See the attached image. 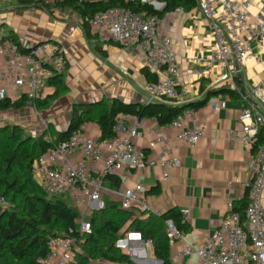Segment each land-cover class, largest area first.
Wrapping results in <instances>:
<instances>
[{"label": "built area", "instance_id": "built-area-1", "mask_svg": "<svg viewBox=\"0 0 264 264\" xmlns=\"http://www.w3.org/2000/svg\"><path fill=\"white\" fill-rule=\"evenodd\" d=\"M202 15L211 23L214 43L209 57L192 56L191 75L201 76L203 66L214 64L227 66L234 57L240 69L250 60L260 63L254 54L253 45L264 48V4L257 14L250 8L253 0H197ZM181 10V9H180ZM100 43H112L123 48H138L147 61V67L156 76V82L145 88L148 102L180 105L181 91L177 87V55L170 39L160 40L157 36L160 18L155 15L137 14L130 10L112 8L86 20ZM67 60L63 48L55 43L42 42L23 53L15 44L0 45V101H18L23 96L28 100L38 99V91L48 86L50 80L63 75ZM238 70H229L221 76L220 82H230L231 89L240 97L239 122L242 125L241 141L246 148H252L259 129L264 130V80L261 85L244 87L241 92L234 83L233 75ZM212 87V86H211ZM208 105L224 109L225 101L212 97ZM196 121V111L186 109L166 128L174 129L180 144L196 145L204 136L206 128L196 124L186 127V121ZM114 137L102 143L86 132V125L40 156L32 167L35 180L43 186L49 196L73 194L75 207L80 211L77 221L79 239L92 234V228L85 217L104 208V179L125 169L143 171L159 169L160 179L169 180V170L179 168L181 159L170 146L162 127L154 129V141L149 148L161 147L155 157H149L140 150L136 141L143 137L146 118L120 115L116 120ZM51 141V137H46ZM80 158L74 163V158ZM252 180L248 182V203L242 213L236 211L234 203H228L225 217L215 232L199 249L184 242L171 220L165 222L167 237L171 243L183 241L181 257H196L194 264H264V146L260 147L256 159L251 163ZM125 211H135L160 216L148 203L144 184L134 187L120 186L113 191ZM0 205L6 206L3 199ZM189 210L181 211L183 222L189 221ZM128 234V233H127ZM142 241L151 247L150 241ZM128 240H119L116 247L128 251ZM78 239L53 238L49 241V254L39 264H74L78 251Z\"/></svg>", "mask_w": 264, "mask_h": 264}, {"label": "crops", "instance_id": "crops-1", "mask_svg": "<svg viewBox=\"0 0 264 264\" xmlns=\"http://www.w3.org/2000/svg\"><path fill=\"white\" fill-rule=\"evenodd\" d=\"M143 2L158 11L164 8L157 0ZM262 4L264 0H253L251 14H257ZM10 33H14L17 42L28 50L40 42H50L60 45L66 56L67 69L63 74V83L68 91L47 109L33 115V119L28 118L26 122L35 133L44 125L51 126L59 133L66 131L72 118V108L77 104L113 99L125 104L149 103L145 88L150 82L142 73V70L148 69L144 53L135 47L123 48L108 42L101 44L107 52V59L103 60L95 53L93 42L85 36L80 18L75 14L57 11L51 16L46 11L24 7L18 0H0V45L8 42ZM157 36L160 40L172 41L177 55V87L182 93V106L200 101L204 96L200 92L201 87L212 88L230 69L238 70L232 78L240 81L243 88L261 85L264 80V48L256 44L253 45V51L260 57V63L250 60L238 69L235 58L230 57L227 66H203L201 76L191 75V57H209L214 43L211 23L202 15L199 7L190 11L178 9L166 14L160 19ZM55 91L54 87L45 86L38 91V99L45 100ZM218 98L226 102L224 109H215L208 104L195 106L196 121H186L187 128L193 129L196 124L206 128L203 138L196 145L178 143L177 132L162 127L173 153L181 159L179 168L169 170L168 181L160 179L159 169H125L116 173L122 179V186L130 188L143 183L147 201L155 210L164 214L171 209L179 213L188 209L190 231L183 235V240L196 250L215 232L226 215L228 203L241 206L248 198L247 184L253 177L251 163L258 153L246 148L241 141L240 98L229 95ZM158 127L153 120H147L143 137L136 141L137 147L149 157H155L161 150V147L149 148L154 141L153 131ZM86 132L97 140L99 128L96 124H86ZM80 161L78 157L73 159L74 163ZM114 190L105 184L104 201L105 198L118 200ZM74 193L69 191L65 195L75 206ZM120 239L128 240L129 247L125 253L130 256L132 263L158 264L152 246L148 247L135 233L123 234ZM184 242L171 244L173 264L196 263V257L180 256Z\"/></svg>", "mask_w": 264, "mask_h": 264}, {"label": "trees", "instance_id": "trees-1", "mask_svg": "<svg viewBox=\"0 0 264 264\" xmlns=\"http://www.w3.org/2000/svg\"><path fill=\"white\" fill-rule=\"evenodd\" d=\"M164 5L160 11L141 0H18L19 4L46 11L54 16L57 11H68L80 18L85 36L93 42V49L103 60L107 59V52L103 49L97 36L93 33L86 20L96 14L112 8L130 10L137 14L155 15L163 18L166 14L178 9L190 11L198 7L197 0H157ZM8 41L15 44L23 53L28 49L22 47L14 35H8ZM142 73L150 83L156 82V77L148 69ZM239 90L243 86L237 79L233 80ZM48 86L56 89L55 93L45 100H28L22 97L18 101L4 99L0 101V112L21 110L30 104L42 111L52 102L67 93L68 88L63 83V75L50 80ZM203 98L191 105H174L161 102H150L147 105L125 104L118 99L103 100L97 103L77 104L72 108V118L67 131L49 134L46 132L33 139L23 137L21 129L14 127L0 131V199L7 208L0 205V264H39L49 254L48 244L53 238L78 239V251L74 264H91V261H106L109 264H133L125 252L116 247V243L126 233H138L144 241H150L154 258L162 264H173L171 259V242L167 237V220H171L179 234L186 235L190 231L188 223L183 222L181 213L176 209L156 216L153 214H139L135 211H125L120 206L119 199L105 198L104 208L93 213L89 222L92 234L79 239L77 221L80 211L68 197L63 195L49 196L46 189L34 178L33 163L46 154L55 145L67 141L73 134L80 131L86 124L93 123L99 128L97 142L102 143L114 137L116 120L120 115L138 116L153 120L159 127L170 125L186 109L208 104L212 97L229 95L239 97L231 89L230 82H219L210 89L201 87ZM240 98V97H239ZM51 137L48 141L46 137ZM264 146V130L259 129L253 151L257 152ZM104 184L113 189H119L122 179L118 175H107ZM104 199V195H103ZM248 203L237 206L236 211L243 212ZM9 206V207H8Z\"/></svg>", "mask_w": 264, "mask_h": 264}, {"label": "rangeland", "instance_id": "rangeland-1", "mask_svg": "<svg viewBox=\"0 0 264 264\" xmlns=\"http://www.w3.org/2000/svg\"><path fill=\"white\" fill-rule=\"evenodd\" d=\"M143 2V0H141ZM40 112L34 104H30V106L24 108L22 111H15V110H8L5 112H0V131L2 130H8L9 133L14 127H18L21 129V134L23 137H31L33 139L39 137L44 132L47 131L49 128L47 125L43 126L41 130H38V132L35 133V131H32L33 127L27 124L28 118L33 119V115ZM54 129H49V134L54 135ZM0 140H4L2 137H0ZM9 207V206H8ZM6 207H3V209H6ZM90 213H88L85 217L86 221H89ZM76 258V257H75ZM146 262H143L145 264ZM91 264H109L106 261L98 260V261H91ZM135 264V263H133ZM148 264V263H147ZM150 264V263H149Z\"/></svg>", "mask_w": 264, "mask_h": 264}, {"label": "water", "instance_id": "water-1", "mask_svg": "<svg viewBox=\"0 0 264 264\" xmlns=\"http://www.w3.org/2000/svg\"><path fill=\"white\" fill-rule=\"evenodd\" d=\"M159 5H161V3H159ZM40 43H42V42H40ZM38 44H39V43H38ZM66 131H67V130H66ZM157 263H158V264H162V263H161V262H159V261H158Z\"/></svg>", "mask_w": 264, "mask_h": 264}]
</instances>
